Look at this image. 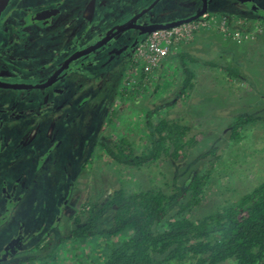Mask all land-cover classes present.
Instances as JSON below:
<instances>
[{"label": "rangeland", "instance_id": "obj_1", "mask_svg": "<svg viewBox=\"0 0 264 264\" xmlns=\"http://www.w3.org/2000/svg\"><path fill=\"white\" fill-rule=\"evenodd\" d=\"M74 1L66 11L77 15V8L86 4L90 21L94 0ZM129 1L138 8L150 0ZM194 1L160 0L155 12L181 16ZM216 1V7L210 9L209 4L204 14L217 13L225 21V31L219 21V28L212 27L216 34L211 47L203 50L191 44L193 59L186 57L184 63L194 72L188 94L182 92L185 74L179 58L149 74L133 62L134 47L127 45L135 30L116 37L113 49L102 47L83 60L70 104L66 94L51 96L47 89L29 90L17 104L11 100L13 89L0 88V106L12 109V116L3 115L0 123V264H98L108 239L68 238L72 216L120 185L171 192L195 173L208 171L204 198L189 213L200 217L264 179V17L238 0ZM171 6H176L175 12ZM218 12L230 14V19ZM234 65L241 71L238 78L228 74L227 68ZM149 110L153 120L164 116L190 126L192 134L201 133L200 141L185 158L165 157L139 168L114 162L102 142L123 140L139 151L149 142ZM236 116L254 120L233 140L229 126ZM211 148L215 151L201 159ZM108 221L106 216L99 226Z\"/></svg>", "mask_w": 264, "mask_h": 264}, {"label": "trees", "instance_id": "obj_2", "mask_svg": "<svg viewBox=\"0 0 264 264\" xmlns=\"http://www.w3.org/2000/svg\"><path fill=\"white\" fill-rule=\"evenodd\" d=\"M219 14L230 19V14ZM183 60L182 92L188 94L186 89L194 86V72ZM227 70L231 77L241 75L238 65ZM151 114L150 110L145 114L148 143L137 151L123 140L102 142L106 155L123 166L139 168L165 157L185 158L200 141L201 133L192 134L190 126L164 116L153 120ZM234 119L229 126L233 140L254 117ZM214 151L211 148L200 158ZM208 182L207 171L195 173L185 186H175L171 192L154 186L120 185L102 200H90L73 214L67 237L108 239L97 257L98 264H217L227 260L233 264H264V179L238 199L206 215L191 217L189 213L204 198ZM106 216L107 225L100 227Z\"/></svg>", "mask_w": 264, "mask_h": 264}, {"label": "flooded vegetation", "instance_id": "obj_3", "mask_svg": "<svg viewBox=\"0 0 264 264\" xmlns=\"http://www.w3.org/2000/svg\"><path fill=\"white\" fill-rule=\"evenodd\" d=\"M73 1L4 0L0 13V82L38 85L31 88L0 85V88H10L16 92L11 98L13 103H23L24 95L30 94L29 90L47 89L51 96L66 94L68 104H70L75 93L71 87L75 84L76 73L82 68L83 60H86L88 56L102 47L108 46L113 49V43L116 39L124 38V35L128 36L131 30H135L136 33L132 34V38L129 37L130 42L127 45V49H129L140 30L134 25L131 28L121 30L111 38L109 43H104L90 53L76 58L80 54L79 52L113 32L111 29L114 27V31L122 29L120 28L121 24L126 23L135 14L146 9L155 0L143 2L141 6L138 5V8H136V2L129 0L125 2L120 0H99L98 2V0H94L91 12V19L96 22L94 28H92V20H87L86 4L83 9L77 8L78 11L80 10L77 15L76 12L71 11L72 9L66 11L67 8L71 7ZM197 1L200 3L199 6L196 5ZM211 1L208 0L210 8L216 7L217 1L213 0L214 3ZM238 1L253 14L264 17V0ZM124 3H133V6H125ZM155 5L136 18L135 24H147L152 20L155 22L165 21L168 17L164 13L155 12ZM193 5L183 16L195 15L201 11L204 0H195ZM170 10L175 12L176 6H171ZM121 12L123 15H119ZM124 17L127 18L124 19ZM142 19H145V22H141ZM3 47H5V51H2L1 48ZM125 51L122 50V53ZM44 83L46 84L42 85ZM29 101L30 103L33 102L32 99ZM52 107L49 109L51 110ZM11 110L0 106V113H2V115L0 114V123L3 122V115L12 116ZM35 115L38 116L39 112L37 111ZM14 241L13 239L11 243Z\"/></svg>", "mask_w": 264, "mask_h": 264}, {"label": "built area", "instance_id": "obj_4", "mask_svg": "<svg viewBox=\"0 0 264 264\" xmlns=\"http://www.w3.org/2000/svg\"><path fill=\"white\" fill-rule=\"evenodd\" d=\"M219 21L224 29V20L217 16L203 14L193 20L180 24L152 29L140 36L133 49V62L140 64L145 73L149 74L157 68L169 53H174L180 47L194 39L200 31L219 28ZM225 33V32H224Z\"/></svg>", "mask_w": 264, "mask_h": 264}, {"label": "water", "instance_id": "obj_5", "mask_svg": "<svg viewBox=\"0 0 264 264\" xmlns=\"http://www.w3.org/2000/svg\"><path fill=\"white\" fill-rule=\"evenodd\" d=\"M241 1H245V0H241ZM157 2H158V0L153 1V3H151L146 9H144V10L138 12L137 14H135L126 23L121 24L122 26H120V28H122V29H118V30H115V31H114L115 27L113 29H111V31H113V32L108 33L107 35H105L102 38H100L95 44L83 49L82 52H79L80 54H78L76 56V58L78 56H82V55L90 53L94 49L99 48L104 43H109L111 38L114 37L115 35H117L121 30H124L126 28H131L132 26L135 25L136 27L139 28L140 32L135 36L134 40L132 41V43L130 45L129 49H133L135 44L138 42L140 36H142L143 34L149 32L150 30L157 29V28H163V27H171V26L180 24V23L185 22V21L193 20V19L203 15L204 13H206L208 11V6H209L208 0H204L203 9L201 11H199L195 15H191V16H188L186 18L177 19V20H171V21L155 22V21L152 20V21L148 22L147 24L146 23L145 24L144 23L143 24H141V23L140 24L139 23L135 24L134 20L136 18H138L139 16H141L146 11H148L149 9H151ZM211 2H213V0ZM3 5H4V0H0V13H1V10L3 8ZM45 84L46 83H44L42 85H45ZM0 85L1 86H6V87H16V88H31V87L38 86L37 84H16V83H3V82H0ZM39 86H41V85H39Z\"/></svg>", "mask_w": 264, "mask_h": 264}, {"label": "crops", "instance_id": "obj_6", "mask_svg": "<svg viewBox=\"0 0 264 264\" xmlns=\"http://www.w3.org/2000/svg\"><path fill=\"white\" fill-rule=\"evenodd\" d=\"M221 13V12H218ZM223 13V12H222ZM212 15H215V13H209ZM217 14V13H216ZM187 16H183V15H174L173 17L167 18L165 19V21H171V20H177V19H182V18H186ZM164 20V19H163ZM161 22V21H160ZM214 34H216V30L214 29H209V30H204V31H200L196 34V36L194 37L193 40H191V42H189L188 44L184 45L181 47V49L179 50V52L177 54H169L160 64L161 67H164L166 65H168L170 62L175 61L176 58H179V60L181 61V59H184L183 61L185 62V58L189 57L191 58L192 55L189 54L188 50L192 47L191 44L193 45H197L200 47V49H208L209 47H211L212 45V38H214ZM203 49V50H204ZM192 59V58H191ZM202 63H207V60H205L204 58H202ZM182 62V61H181ZM204 65V64H203Z\"/></svg>", "mask_w": 264, "mask_h": 264}, {"label": "bare ground", "instance_id": "obj_7", "mask_svg": "<svg viewBox=\"0 0 264 264\" xmlns=\"http://www.w3.org/2000/svg\"><path fill=\"white\" fill-rule=\"evenodd\" d=\"M92 61V60H91Z\"/></svg>", "mask_w": 264, "mask_h": 264}]
</instances>
